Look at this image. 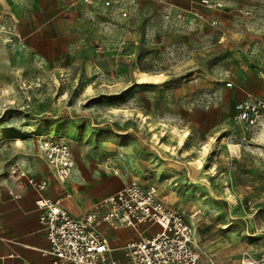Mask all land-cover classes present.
<instances>
[{
  "label": "rangeland",
  "instance_id": "374dc122",
  "mask_svg": "<svg viewBox=\"0 0 264 264\" xmlns=\"http://www.w3.org/2000/svg\"><path fill=\"white\" fill-rule=\"evenodd\" d=\"M96 4L0 0V152L44 167L26 134L59 137L94 188H155L194 226L202 259L264 264V128L244 134L233 121L244 95L264 94V0H134L126 19ZM35 30L62 39L51 66L19 61L37 58L25 40ZM32 68L53 72V91L20 108L27 82L11 71ZM138 72L161 82L140 84ZM44 107L46 124H23Z\"/></svg>",
  "mask_w": 264,
  "mask_h": 264
},
{
  "label": "built area",
  "instance_id": "2783aa9c",
  "mask_svg": "<svg viewBox=\"0 0 264 264\" xmlns=\"http://www.w3.org/2000/svg\"><path fill=\"white\" fill-rule=\"evenodd\" d=\"M83 1L91 5L95 0ZM133 2L96 0L94 7L126 19ZM0 30H3L1 26ZM225 86L230 88L231 83ZM234 113L233 120L241 132L259 131L264 125V94L246 95L235 104ZM37 139L41 157L57 181L65 182L75 167L67 143L52 136ZM241 141L245 142V138ZM9 174L24 178L37 194L34 208L40 230L49 244L47 255L52 257V264H218L202 259L194 226L178 210L168 207L153 187L129 182L74 218L60 207L59 201L43 195L47 187L45 180L26 177L16 166L9 168ZM10 196L20 198L11 193ZM103 227L113 231L130 229L137 239L113 248ZM116 251L121 253V260L113 256Z\"/></svg>",
  "mask_w": 264,
  "mask_h": 264
},
{
  "label": "crops",
  "instance_id": "0c3cea01",
  "mask_svg": "<svg viewBox=\"0 0 264 264\" xmlns=\"http://www.w3.org/2000/svg\"><path fill=\"white\" fill-rule=\"evenodd\" d=\"M53 19L54 17H51V24L49 26L46 25L50 30L53 28ZM61 25L63 26L62 23ZM34 28H36V23L34 24ZM25 40L29 49L37 58L35 60L31 58H20L19 61H22L21 65H32L33 62H39L40 64L44 63V66H51L54 61L60 59L58 50L62 43L61 38L55 36L49 37L48 35L43 36L40 31L35 30L33 33L30 32L28 36L26 35ZM11 72H13L12 76H22L27 82L22 92L27 94V97L24 101H21L20 105L22 106H19L20 108L24 107L25 109H30V107H33L35 101L29 95L33 92L44 94V96L40 98L38 105L46 103L45 94L47 91H49V93L53 91V88L46 84L48 79L52 77V71L47 68H32L24 69V71L21 73L18 72L17 74H14L16 73L15 70ZM33 78H37V83H33ZM16 81L17 80H15V82ZM15 85L16 84H13V87H15ZM245 96L246 95H244L241 100H243ZM34 108L33 111H25L22 113L23 116L21 119H27L28 121V123L24 122L23 124H28L30 126L46 124L48 114L46 107L39 111L37 115H35L37 111L34 110ZM236 125L240 130L239 125ZM44 131L48 130L44 129ZM16 133L19 132L14 129L12 131L4 130L2 135L7 137L8 135L10 136ZM29 134L37 136L34 133ZM259 147V150H261L260 152H264V146ZM13 153L0 152V264H52V257L47 255L49 244L40 230L38 213L34 208V201L37 198V194L26 184L24 178L17 179L9 174V168L16 166L26 177L45 180L47 182V187L43 195L54 201H59L60 207L74 218H78L89 210L92 205L97 202L96 200L98 198L102 199L112 194V192H104L100 187L94 188L92 182L96 179L95 176L87 175L86 173V175H84L83 171H79L78 164L74 157V170L65 182H59L42 157L45 164L44 167L38 165L35 161H30L25 158L22 153ZM21 162H23V166ZM4 164H6V168L3 169ZM10 193L12 195H18L20 198L15 199L10 196ZM100 199H98V201ZM102 230L110 239L112 247L113 242L110 233L114 234V238L118 244H124L129 241L127 236L130 235L128 231L130 229L113 231L103 227ZM117 232L123 237L120 238L117 236ZM116 252H118L117 254L119 257L117 256L115 258L121 260V253L119 251Z\"/></svg>",
  "mask_w": 264,
  "mask_h": 264
},
{
  "label": "bare ground",
  "instance_id": "6f19581e",
  "mask_svg": "<svg viewBox=\"0 0 264 264\" xmlns=\"http://www.w3.org/2000/svg\"><path fill=\"white\" fill-rule=\"evenodd\" d=\"M138 74H139V72H138ZM161 79H162L161 75H147V74H144V73H141V74L138 75V83H140V84H158V83L161 82ZM26 136L27 137H32V138H38L39 137V136H35V135H32V134H26ZM185 136L186 135L181 137V140H180L181 142L185 138ZM181 145H182V143H181ZM207 150H208L207 147H205L204 150H203V156L206 155ZM194 165L200 169L201 161L194 162ZM225 192H227V194H229V189H225Z\"/></svg>",
  "mask_w": 264,
  "mask_h": 264
}]
</instances>
